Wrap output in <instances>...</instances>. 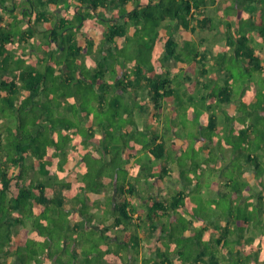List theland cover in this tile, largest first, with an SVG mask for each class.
<instances>
[{
    "label": "trees",
    "instance_id": "trees-1",
    "mask_svg": "<svg viewBox=\"0 0 264 264\" xmlns=\"http://www.w3.org/2000/svg\"><path fill=\"white\" fill-rule=\"evenodd\" d=\"M217 1L29 0L31 5L28 8L29 11L27 8L20 9L16 14V21L13 19L5 24L3 13H1L0 61L6 67L11 61L12 51H15V48L12 49L15 42L11 30L12 23L15 21L18 24L22 22L26 25L30 24L27 28L26 26L19 28V40L27 42L39 31L35 27L37 26L35 22L41 19L47 20L46 14L50 13L47 10L48 7L51 5H58L59 9L66 7L63 16L43 31V33L46 32L43 45V70L22 65L18 59L15 63L17 66L12 67L15 71L11 70L12 63L8 66L9 70L14 71L12 77L9 80L2 79L0 82V91L6 93L4 95L0 93V264H46V262L50 264H245L244 257L241 255L243 250L247 252V245L241 240L244 235L240 232L234 236L229 227L231 225L229 221L235 220L237 228L239 225L240 230H243V225L250 226L253 216L242 218L235 217L230 212L224 213L232 204L224 203L222 206L224 209L217 204L221 197L228 196V193H223L219 187L217 190L221 192L215 209L223 211L229 221L223 233L216 238L215 246L219 250H225L226 261L224 262L220 261L222 258L220 255L218 257L215 254L209 258L205 247L199 249L201 244L199 237L206 230V226L193 229V233L187 236L184 233L189 226L173 225L181 221L183 215L186 200L183 189L172 194L170 199L157 197L149 199L140 211L133 198L138 195L136 185L128 182L129 188H125L123 181L117 186V191L128 194V197L112 204L113 208L109 212L113 216V223L106 226L102 220L99 222V227H96L90 224V219H78V211H76V207L81 203L79 211L83 214L86 204L85 200L77 196V192L97 187L90 185L91 172L85 173L83 181L55 184L54 194L50 196L43 180L32 177L31 181H27L30 167L24 165V153L32 152L40 166V173L48 175V168H46L48 158L61 149L58 137L54 138L51 135L54 133L55 126L58 125L56 120H59L54 118L56 107L48 104L53 99L51 80L58 87L62 86L58 91V94L64 98L62 105H69L77 118L80 117V111L78 108L74 109L73 102L79 100L81 94L83 96L80 88L86 94L96 96L99 112L106 111L107 108H120L121 99L128 95L126 93L132 94L136 99H144L147 102L146 105L142 103L140 106L136 105L124 110L125 118H129L130 124H137L135 118L131 116H134L137 109L138 111L141 109L140 107H144L140 111L151 115L153 119H161L166 105L174 106L177 102V94L183 92L189 96L190 100L198 98L208 100L210 104L225 106L232 103L234 99H239V106L233 117L229 118L224 111L226 121L228 122V118L230 123L225 122L222 129L228 133L232 125L236 126V120L243 121L239 130L245 145L249 148L245 159L248 167L255 172L254 177L264 191V51L262 50L264 48V4L254 0H233L232 4L225 6L227 20L220 21L225 26V45L220 49L217 60H224L229 53L232 56L231 60L235 59L237 65H231L230 69L226 63H223L226 68L223 78L220 76H216L215 79L208 78L209 70L205 63L207 54L204 52H194L192 56L189 55L191 62L183 64L187 56L185 57L180 49L183 45L181 46L176 38V34L194 32L198 27L216 29V24L214 26L212 23L214 18L208 14V7L210 4L215 6ZM74 2L78 5L73 6ZM0 6L3 12L11 11V6L7 7L2 0H0ZM68 13L71 14L68 15ZM255 13H257L256 16H254ZM108 14L110 18L106 17ZM10 16L13 17V12ZM233 19L237 22L235 27H233ZM255 21L259 23L256 24ZM167 22L169 24H166ZM89 29H94L97 35L103 38L105 43L103 48L93 49L97 40L90 34ZM252 30H255V36L252 35ZM138 35L147 39L139 43L140 58L136 60L135 56L132 57L134 47L132 41ZM118 39H121L123 45H114ZM22 41L19 44H22ZM53 41L57 45L60 56L52 51ZM83 52L87 55L94 54L92 67L87 65ZM20 53L25 57L26 54H23L22 49ZM107 59L116 61L107 62ZM171 59L181 62V67L185 65V71L194 69L196 64H201L197 72L200 77L193 79L186 72L184 76L185 80H188V86L184 88L183 80L168 67V61ZM118 62L122 63L121 72H118L116 68ZM233 69L241 70V79L235 80L234 73L231 72ZM86 73L92 74L95 78L93 82L99 80L103 83L100 89L97 86L98 92L90 80L85 78ZM256 81L259 83L252 91L249 88L252 85L255 86L253 82ZM245 82L253 84L246 86ZM198 88L202 90V93L198 91L195 97L190 94L193 89ZM223 110L209 111L203 127H208L221 135L218 114ZM113 113L116 117L119 110H114ZM46 114L51 115L52 118L50 116L46 118ZM9 117L16 119L15 126L3 122L4 118ZM46 121L48 122L45 123ZM59 122L62 123L59 126L64 128L60 136L67 140L69 136L66 131L72 126H68L67 122ZM159 131L149 135V141L142 150H148L160 162H168L169 152L165 142L167 131L165 132L164 129ZM173 145L176 146L175 142ZM133 147L132 145L128 149L130 153L136 149ZM219 151L221 153L219 157L216 155V161L215 158L212 160L217 165L216 170L222 169L224 165L220 157L226 156L225 151H221L220 148ZM114 159L115 157L112 156L108 161H114ZM245 168L240 174L241 179L253 187L252 182L243 179ZM159 172L158 174L164 177L168 174V167L165 166L164 170ZM103 174L102 171H97L96 178L103 177ZM224 174L219 184L226 188L232 185L233 180L225 172H221L222 176ZM150 176L157 177L155 172L151 171ZM69 197L77 202L73 207L71 204V207L67 208L64 205ZM257 197L262 202L264 192L258 193ZM171 211L173 214L165 220ZM136 212L139 214L135 216ZM88 223L91 227H88ZM27 224H30V229ZM122 226L129 231L124 234L123 240L117 238L119 235L107 234L109 229L121 230ZM92 228L101 230H97L100 233L99 240L93 242L97 244H100L99 241L102 240L105 242L99 248L88 250L83 248L81 242H84L86 234L90 233ZM228 237L235 242V251L232 247H227ZM133 239L135 243L132 245ZM85 243L87 244V241ZM142 252L145 254L142 255ZM203 258L209 259L208 262L204 263ZM252 264H259L258 255L256 262Z\"/></svg>",
    "mask_w": 264,
    "mask_h": 264
},
{
    "label": "rangeland",
    "instance_id": "rangeland-1",
    "mask_svg": "<svg viewBox=\"0 0 264 264\" xmlns=\"http://www.w3.org/2000/svg\"><path fill=\"white\" fill-rule=\"evenodd\" d=\"M4 1L5 5L8 7L9 5L11 6V12H13V17L15 21L17 20L16 14L18 11L21 9L30 8L31 5H29V0H2ZM21 1V2H20ZM231 2L232 0H218L217 5L215 6L211 5L208 7V14L211 17H214L212 23L215 26H220L219 29H200L198 28L197 31L194 32H189V36L182 35L181 33L176 34L177 41L180 42L181 45H183L182 51L185 54V59L183 64H187L191 62L190 56L194 52H204L207 54V59L205 60V63L207 64V70L208 71V78L215 79L216 76H220L223 78L225 75L226 68L223 66V63H226V66H229L230 69L232 68L231 65L236 64V61H232V56L231 54H226L224 60H216V54L219 46V42L225 43V34L223 32V28H221V23L220 21L226 22L227 20V14L225 13L224 10H219L221 8V5L224 4L225 2ZM254 9V7H252ZM55 10H53L51 13H49L50 18H53V13ZM233 13L235 14V11L233 10ZM55 14V13H54ZM257 13L254 14L256 16ZM4 16V15H3ZM234 17L236 15H233ZM7 18H9L7 16ZM22 19V18H21ZM244 18L241 20L243 22ZM12 23V34L15 37V42L12 46V49L14 47L19 48V33L20 29L23 28L21 24H18L17 22ZM101 22L100 20H97ZM233 27L237 25L236 20L233 19ZM248 23V21H246ZM38 28L41 32L45 31L49 26L53 25L55 21L53 22H47L45 24H39L35 22ZM255 23H259L256 22ZM166 24H169L168 22ZM165 24V25H166ZM176 24H174L175 26ZM30 26V24L26 25V28ZM165 28V27H164ZM160 29V27H159ZM222 31H221V30ZM204 30V31H203ZM48 32V31H47ZM46 33V32H44ZM134 37V35H133ZM147 38H143V36L138 35L136 38L133 39L132 45L133 47V56L136 60L140 58V52L138 51L139 43L143 42ZM104 41L103 38H100V40H97L96 43L93 46V49L99 50L104 47ZM264 44V43H263ZM116 46L123 45L122 42H116L114 44ZM114 45H112L114 47ZM23 47V52H27L25 57L21 55L19 51L13 52L11 55V61L9 64L5 67L3 66L4 63L0 61V82L3 79H6L4 75L8 73L7 71H10L8 66L11 64V70H14V68L17 66L15 63L18 59L19 61L22 62V65H29L31 67H34L36 70H43L44 68V61L42 62L40 53L37 51V47L33 45L32 43H22L21 45ZM33 48V49H31ZM117 48V47H116ZM114 48L115 50H117ZM113 50L115 53L117 51ZM264 51V48L262 49ZM91 53H93L91 51ZM17 54V55H16ZM224 54V53H223ZM94 55V54H90ZM27 56V57H26ZM85 56V55H84ZM44 57V56H43ZM86 57V56H85ZM264 57V55H263ZM74 58V57H73ZM217 58V57H216ZM88 59V58H87ZM112 59H107V62H111ZM114 61V60H113ZM112 61V63H113ZM116 61V60H115ZM114 61V62H115ZM120 61L122 62V59L120 58ZM216 61L217 64H216ZM225 61V62H223ZM88 66H93L94 64V59L89 58L87 60ZM21 65V64H20ZM121 65V66H118ZM118 65H116L118 72L122 71V63L120 64L118 62ZM182 63L179 61H176L174 59H171L168 61V67L178 74V78H181L183 80V86L188 85V80H185V73L191 78L195 79L200 76H198V69L200 68L201 64H196L194 69L186 70L185 66H182ZM190 66V65H189ZM6 68V69H4ZM15 71V70H14ZM230 71V70H229ZM117 72V73H118ZM234 73L235 80H239L242 78L240 75L241 70L239 69H233L231 71ZM116 73L114 74V76ZM113 76V77H114ZM184 76V77H183ZM246 78H249L248 76H245ZM85 78L90 80V83L92 86L97 89V86H100L103 84L99 80L96 82H93L95 79L92 74L86 73ZM180 80V79H179ZM52 87H51V92H53V99L48 102V104H52L51 106L58 108L63 107L64 103V98L58 94V91L60 90V87L62 86H57L53 80H51ZM255 84L252 85L254 87H250L252 91L255 90L254 88H257V82H253ZM79 85V84H78ZM80 91L83 92V96L81 94V98L78 100H74L73 106L74 109L78 108L80 113L79 115L81 117L77 118L78 120L73 123H68V126H72V129L75 131V135L72 136L73 140H76L80 145L84 146L85 145V140L83 139V136L88 137V127H83L82 125H79L80 123H85V122H80V120H83L84 117L83 115L86 114L87 118L90 120L95 121L97 124L106 125L109 124V126L106 127V137L101 141V143L105 146L108 145L110 148H112V152L110 154H105L103 150L97 151H92L88 152L85 155V159L80 163V168L77 170L80 173H87L91 172V177L90 179V185L95 186H101L99 179L96 178L97 171H102L104 174L109 177L115 176L114 182L112 185H115V182L118 184H121L123 181H128L132 184L135 183V181L139 178V176H143L146 170L151 171V165L145 160L144 157L138 158L137 164H142L145 163L148 167L146 170L142 168L137 169L135 166L133 168V172H129L127 170L128 162L129 160H126L125 158L122 159V153L124 149L127 151L129 148L134 146L133 148H136V150L143 149L145 144L149 141V135L153 134V128L155 127L158 130H163L166 132L167 131V138H178L175 139L177 143H182L181 145L178 146V153H176V157H178V160L181 161V165L183 167L178 168L177 171V176L179 178V189L185 190V192L188 194L189 199H186L184 201L185 206H184V214L181 217V221L175 222L173 225H179V226H191L193 225L195 228H203L202 223L205 221L206 223L209 224V226L206 228V230L203 231L202 235L199 237V240L201 242L199 249H202L205 247L208 252L209 258L212 255H219L222 257L220 258L221 262L226 261L224 258V251L225 250H219L216 248L215 243H216V238L220 233H223L224 228L226 227L225 225L228 226V216L225 217L228 220H220V218H217L215 216V206L216 203L219 199L218 194L213 196L212 198L206 197L201 194V188L203 186H206V174L204 171V167L212 165V160L215 161L217 157H219V154L221 153L219 151V148L221 151H225V157L224 155L222 158L220 157V160H222V169L226 168L225 173L229 178H232L233 180L232 185L227 186L226 188L222 189L223 193H228V196L224 195L223 197L220 198L219 200V206H221L222 209H224L222 206L224 203L229 202L230 204H234L230 207V209H227V214L230 212L232 213L233 216L235 217H247V216H253L252 217V223L255 225V227L260 228L262 227L264 229V201H258L257 199V194L259 191H257L255 188L256 186L251 187L249 184L245 183L244 180L241 179V172L244 167L245 171L247 170V161H246V152L249 151V148L245 145V140L241 137L242 134H240V126L243 125V121L236 120V126L232 125L230 132H225L226 130H222L221 135L216 134L215 131H211L208 127H202L201 121H200V114L203 113H209V111H219L224 109L223 112L225 111V107L228 105H222V104H215L211 103L208 100H201L198 98H195L193 100H190L189 96H186L183 92H179L180 94L177 96V102L174 103V106H171L170 104L166 105V110H164L163 117L157 121L150 120L149 114L146 112L144 113L143 111H138L136 115H132L131 117L135 118L137 120V124H130L129 123V118H125V113L124 110L126 108H132L136 105L140 104H147V102L144 101V99H136L132 94L130 95L129 93L126 96V98L121 99V106L115 107V108H107L106 111L99 112L96 108L97 105V100L95 95H89L84 92L82 88H80ZM199 91V93H202V90L200 89H193V91L190 92L195 97V94ZM98 92V89L96 90ZM132 93V92H131ZM123 96L125 97V93H123ZM83 98V99H82ZM41 102L43 100L41 99ZM235 105L239 104V100L237 98L234 100ZM52 108V107H51ZM119 108V109H118ZM144 109V107H140ZM219 108V109H218ZM114 110L118 111L119 114L115 117L114 116ZM197 112V113H195ZM83 114V115H82ZM219 115V114H218ZM51 115L46 114V118ZM233 117V116H232ZM133 118V119H134ZM230 118V117H229ZM152 119V118H151ZM228 119V118H227ZM244 120V119H243ZM227 124H229V119L228 122L226 121ZM163 124V127L161 126ZM232 124V123H231ZM58 125H62L61 122L58 121ZM66 125V126H67ZM111 125V128H110ZM74 127V128H73ZM96 127H99L96 125ZM61 129V130H60ZM58 131L60 134H62L63 131V126L60 128ZM92 129V128H91ZM100 130H103L102 127H99ZM160 132V131H158ZM162 133V132H161ZM166 135V134H165ZM205 138H209V140L205 141ZM181 139V140H179ZM61 143H63V139H60ZM215 142V143H213ZM206 145L207 148H210L212 150V153L208 155V158H203L202 153L200 150L203 148V146ZM119 151V152H118ZM228 151V152H227ZM60 152V151H59ZM170 154L173 153V151L168 150ZM233 154V156H229V154ZM63 152L61 151V154ZM229 153V154H227ZM217 155V157H216ZM60 155H57V160L56 163L58 167H61V161L59 158ZM114 156L115 159L114 161H108V159H111V157ZM186 158H191L192 162L191 164L185 165ZM226 159V161H225ZM176 158V161H178ZM250 164V163H249ZM251 165V164H250ZM249 165V166H250ZM159 172V171H158ZM158 172H155V175L157 177L159 176ZM252 172V171H251ZM132 174V175H131ZM112 175V176H110ZM96 178V179H95ZM244 178V177H243ZM95 179V180H94ZM171 184V185H170ZM165 187L163 188L167 192L165 194H169L173 192L177 188V185L174 183H167L164 184ZM154 188V187H153ZM156 192H161V190L158 189V186L154 188ZM226 196V197H225ZM79 198V197H78ZM83 199V197H81ZM84 200V199H83ZM86 210V207H85ZM78 211L77 217H80V211ZM225 212V211H224ZM188 218V219H187ZM178 221V220H177ZM192 221V222H191ZM231 221V220H230ZM229 221V224L231 222ZM185 224V225H183ZM231 226V225H229ZM191 228V227H190ZM192 229V228H191ZM231 231L233 232L234 236L239 233L240 226L238 225V228L230 227ZM97 230H100L97 228ZM97 230L92 228V231L88 234H86V239L82 238L84 242H81V244L84 246L83 248L85 249H95L101 247L105 240L99 241L100 244H97L93 242L94 240H99L98 237H100V233L97 232ZM193 230V229H192ZM101 231V230H100ZM233 236V237H234ZM119 240H123L124 234H121L117 237ZM255 236L252 237L250 242L255 241ZM79 239H81L79 237ZM194 239V237H193ZM232 238L228 237V245L227 247H232V249L235 251L236 247L234 246L235 242L231 241ZM87 241V244L85 243ZM117 243V240H115ZM132 245L135 243V239L131 240ZM112 243V242H111ZM143 253V252H142ZM253 253V252H252ZM143 253L142 255H144ZM241 255L244 257V263L246 264L248 261L250 262L252 260V257L256 258L257 255L259 256L260 253L253 255L251 254V251L247 252L242 251ZM247 259V262H246ZM249 259V260H248ZM209 259L203 258V262L205 263L206 261L208 262ZM46 264H50L49 262H46ZM139 264V263H137Z\"/></svg>",
    "mask_w": 264,
    "mask_h": 264
},
{
    "label": "crops",
    "instance_id": "crops-1",
    "mask_svg": "<svg viewBox=\"0 0 264 264\" xmlns=\"http://www.w3.org/2000/svg\"><path fill=\"white\" fill-rule=\"evenodd\" d=\"M232 3H233V0L231 2H229V1L225 2L224 4L221 5V8L219 10H224V8L227 4H232ZM72 5L77 6L78 4L77 3L75 4V2H74ZM216 5H217V3H216ZM129 6L131 7V5H129ZM65 8L66 7L63 6L59 9L58 5H51L50 7H48L47 10L50 13L53 10H55V12H54L55 14L54 13L52 14L53 18L49 19L50 15L48 13V14H46L48 17L47 20H42V19L37 20V23L45 24L47 22L57 21L61 16H63ZM82 10L84 11L83 8H82ZM1 13H3V15H4V23L5 24L13 21L12 17L10 16V14L12 13L11 11L4 10V12H3L2 7L0 6V15H1ZM70 14L71 13H68V15H70ZM7 16L9 18H7ZM109 16H110V14H108L106 17L110 18ZM254 19H256V17H254ZM21 25H22V27H25L26 23L22 22ZM219 28H220V26H217L216 30ZM221 28H223V32L225 34L224 24H221ZM197 29L195 31H197ZM89 30H90L89 31L90 34L93 37H95L96 40H100L101 37L99 35H97V33L94 29H89ZM189 32H191V31H187V32L183 33L184 39H186L185 35L190 37ZM251 33L253 36H255L254 35L255 30H252ZM45 40H46L45 34L39 30L34 34V36L31 39H29V41L26 42V41L19 40L18 42L22 41V43H25V44L32 43L33 45H35L37 47L38 53H40L41 59H43V56H44V46L43 45H44ZM117 41L122 42L121 39H118ZM21 45L22 44H20L19 48L14 47L15 48L14 52H17V51L20 52V50L23 49V47ZM224 45H225V43L219 42V46L217 47L218 50H217V54H216L217 58L219 56L218 54L220 52V49ZM51 48H52V51L54 54H56L57 56L58 55L60 56L59 52L57 51V45L54 43V41L52 42ZM31 49H33V48H31ZM83 53H84L83 55L86 56L85 57L86 59L87 58L91 59L93 57V55L90 56V55L85 54V52H83ZM23 54H27V52L24 51ZM216 57H215V59L217 60ZM217 62L218 61H216V64H217ZM87 65H88V63H87ZM183 66H185V65H183ZM7 72L8 73H6L4 76L7 77L6 78L7 80H9L12 77V75L14 74L13 73L14 71L10 70ZM1 78L3 79V77H1ZM256 82L259 83L258 81H256ZM245 84H246V86H249L253 83L245 82ZM186 87L184 86V88H186ZM0 93L2 95L6 94L5 91H0ZM42 99L44 100V98H42ZM237 100H239V99L237 98ZM233 102L225 107V112H226L227 116H229V117L234 116V114L236 113L238 106H239V104L235 105V103H233ZM96 108L99 111V107L97 105H96ZM100 111H102V110L100 109ZM137 112H138V109L135 112V115L137 114ZM226 114L222 111H220V113H219V119H220L219 129H222L223 125L226 122ZM83 117H84V119L80 120V122L83 121L85 123H80L79 125H82L83 127H88V137L83 136V139L85 140L84 146L80 145L76 140L72 139L73 138L72 136H74L76 134L75 131L72 129V127H70V129H67V131H66L67 135L69 136L68 139L65 140L63 138L64 141H63V143H61L60 139L62 137L60 136V132L58 130L62 127L59 125L55 126L54 133H52L51 135L54 138L58 137L59 143H61V147H60L61 149L58 150L57 152H54V156L48 158L49 160L47 161V166H46V168H48V172H49L48 175H44V174L40 173V166L37 162V159L32 155V152H25L24 153V156H25L24 165L28 168L30 167V175H29V178H27L28 179L27 181H31L32 177H36L38 179L43 180L45 182V185L47 186V192L50 196H52L54 194L55 184H58L60 182H66V181L67 182L68 181H72V182L83 181L85 173H80L77 170L80 168V163L85 159L86 153L92 152V151L99 152V150L101 148H102L101 150H103V152L105 154H110L112 152V149L111 148L109 149L108 145L104 146L101 143V141L103 139H105V137H106V133H105L106 127L109 126V124H106L105 125L106 127L104 125L101 126V125L97 124L95 121L87 118L86 114L83 115ZM149 117H150V120H153V122L157 121L156 119H153L151 115H149ZM199 117H200V121L202 124L201 126L203 127L204 122L208 118V114L205 112L203 114H200ZM54 118L59 119V120H56L57 122L63 121L64 123L65 122L73 123V122H76L78 120L77 116H75L73 114L72 110L69 108V105H66V106H63L60 108H55ZM3 122L4 123L6 122V124L10 123V124H13V126H15L16 119L14 117L13 118L12 117L11 118L10 117L4 118ZM47 122L48 121H46L45 123H47ZM136 122H137V120H136ZM96 125H98L99 127H102L103 130H100L99 127H96ZM161 126L163 127V124ZM222 130H224V129H222ZM222 130H221V133H222ZM153 131L158 132L159 130L154 127ZM175 139L178 140V138H175ZM175 139L165 137L167 149L173 151L172 154L168 153V156H169L168 162L167 161L166 162H160V160H158L148 150L146 151V150H141V149H139V150L135 149L130 153L128 150L125 151L126 149H124V151L122 153L123 154L122 159L125 158L126 160H129V161H127L128 162L127 170L131 173L133 172V168L135 166L137 167V169L142 166V168H144V170H146V168L148 166L145 165V163H142L140 165L137 164L138 158H142V157H144L145 160H147V162L151 165V172L152 173H154L156 171H161V170L163 171L165 166L168 167V174L165 175L164 177H162V175H159L158 177L152 178V176H150V170H146L145 173L143 174V176L140 175L139 178L135 181V183H132V185H136L137 190H138L137 191L138 195L136 197L134 196L133 198H134L135 204H137V207L140 211L143 210L146 202L149 199H153L156 197L161 198V199H164V198L170 199L172 194H174L175 192L180 190L179 189V182H178L179 178L175 175H177L176 170L178 168L180 169V167H181L180 160H178V157H176L177 156L176 153L179 152L177 145H179V144L181 145L182 143H177V141H175ZM179 140H181V139H179ZM207 140H209V138H205V141H207ZM173 142H175L176 146L173 145ZM213 143H215V142H213ZM61 151L63 152L62 154H61ZM211 151L212 150L210 148H207L206 145H204L203 148L200 150L203 158H205V159L207 158L208 154L211 153ZM227 154H229V153H227ZM57 155H60L59 158H60L61 165H62L61 167L56 166L57 165V163H56ZM229 156H233V153L230 152ZM176 158L178 161H176ZM225 161H226V159H225ZM185 162H186L185 165H187V163L191 164L192 160H191V158H186ZM216 168H217V165L215 164V161L212 162V165H210V167H208V166L204 167V171L206 174L205 180H206L207 185L203 186L200 190H201V194L206 196V197L212 198L214 195L216 196L217 194H218V196H220L219 193L221 191H219L217 189H218V187L220 190L223 189L222 185H220L219 182H222V180L225 176V174L222 176L221 172L224 173L226 169L224 168V169L216 170ZM254 175H255V172L251 169V167H248V164H247V170L244 171V174H243L244 178L243 179H245L249 182H252V185L256 186L255 189L257 191L260 190L259 193L264 192L262 190L261 186L258 184V181L255 179ZM98 179H99L101 186H97L94 189H88V190L86 189V190H82V191L77 192V196L83 197V199L85 200V203H86L85 204L86 210H85V207L83 206L85 212L83 214L81 213L80 217H77V218L81 219V220L82 219H87V220L90 219L89 220L90 224H93L96 227H99V222L103 220L104 224L106 226H108V225H111L113 223V216L109 212L113 208L112 204L116 203L117 201H123L124 198L128 197V194L121 193V192L117 191V186L119 185L117 182H115V185H112L115 178L104 175L103 177L98 178ZM263 179H264V177H263ZM166 182L167 183H174L175 185H177V188L175 190H173V192H171L169 194H165L167 192V190L165 191L163 188L165 187L164 184H166ZM123 183H125V188H129V184L127 183L126 180ZM157 186H158V189L161 190L160 194H159V192H156L154 189ZM185 195H186V199H189L190 196H188L187 193ZM257 199H258V197H257ZM258 201H259V199H258ZM263 201H264V199H263ZM76 202L77 201L73 200L72 197H69L66 199L64 206L69 208V207H71V204H72V207H73L76 204ZM232 205L234 206V204H232ZM80 208H81V203H79V205L76 207V211L80 210ZM184 212H185V210L183 211V214H184ZM224 213L227 214L226 211ZM224 213H223V211L221 212L220 210L215 209V216H217V218H220V220H222V221L225 220ZM138 214L139 213L136 212L135 216ZM172 214L173 213L171 211L167 215V217H165V220H168V218L171 217ZM173 217H174V215H173ZM233 219H234V217H233ZM90 224L88 223V227H91ZM202 226L208 227L209 224L206 223L205 221H203ZM27 227H28V229H30L31 228L30 224H27ZM122 227L123 228L121 230H116L114 228L113 229L111 228L107 231V234L109 236H114V235L116 236V235L126 234L127 232H129V231L125 230L124 226H122ZM190 227L192 229H195V227L193 225L189 226L184 233L187 236L193 233V230ZM229 227L237 228V223L235 222V220L231 222V226H229ZM242 227H243V230L238 229L239 233L242 232V234L244 235L243 239H241L242 242L243 243L245 242V245H247L248 252L251 251V254L256 255L257 253L258 254L260 253L259 264H264V229L262 227H260V228L255 227V225H253V223L251 221H250V226L247 227V226L243 225ZM140 234H143V233H140ZM253 236L256 237L255 241L250 242L249 240H251ZM163 248H165V247H163ZM252 262H256V258L252 257V260L250 262L248 261L247 264H252Z\"/></svg>",
    "mask_w": 264,
    "mask_h": 264
},
{
    "label": "flooded vegetation",
    "instance_id": "flooded-vegetation-1",
    "mask_svg": "<svg viewBox=\"0 0 264 264\" xmlns=\"http://www.w3.org/2000/svg\"><path fill=\"white\" fill-rule=\"evenodd\" d=\"M254 1L264 4V0H254Z\"/></svg>",
    "mask_w": 264,
    "mask_h": 264
}]
</instances>
